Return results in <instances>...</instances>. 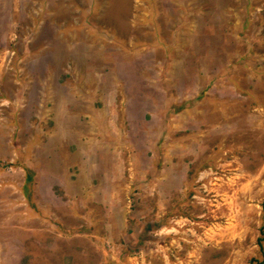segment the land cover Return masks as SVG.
<instances>
[{"label": "rangeland", "instance_id": "374dc122", "mask_svg": "<svg viewBox=\"0 0 264 264\" xmlns=\"http://www.w3.org/2000/svg\"><path fill=\"white\" fill-rule=\"evenodd\" d=\"M0 264H264V0H0Z\"/></svg>", "mask_w": 264, "mask_h": 264}, {"label": "water", "instance_id": "95a60500", "mask_svg": "<svg viewBox=\"0 0 264 264\" xmlns=\"http://www.w3.org/2000/svg\"><path fill=\"white\" fill-rule=\"evenodd\" d=\"M38 95H36V98H37Z\"/></svg>", "mask_w": 264, "mask_h": 264}]
</instances>
